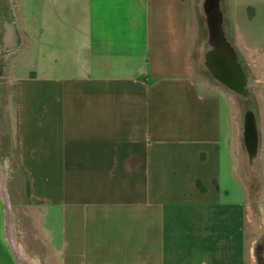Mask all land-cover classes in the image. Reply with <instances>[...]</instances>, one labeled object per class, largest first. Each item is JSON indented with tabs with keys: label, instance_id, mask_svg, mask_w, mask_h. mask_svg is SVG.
Returning a JSON list of instances; mask_svg holds the SVG:
<instances>
[{
	"label": "crops",
	"instance_id": "crops-1",
	"mask_svg": "<svg viewBox=\"0 0 264 264\" xmlns=\"http://www.w3.org/2000/svg\"><path fill=\"white\" fill-rule=\"evenodd\" d=\"M206 6L258 84L245 166L225 93L195 75ZM18 24L35 76L6 108L59 264H264V0H21Z\"/></svg>",
	"mask_w": 264,
	"mask_h": 264
},
{
	"label": "rangeland",
	"instance_id": "rangeland-1",
	"mask_svg": "<svg viewBox=\"0 0 264 264\" xmlns=\"http://www.w3.org/2000/svg\"><path fill=\"white\" fill-rule=\"evenodd\" d=\"M0 3H2V5L0 4V17H2L0 19L10 22V15L14 12L15 14L12 13L13 22L15 21L17 28L12 30L11 40L13 41L11 45L9 44L5 48L1 41L2 31H0V161L2 162H0V172L4 176V186L7 188L5 192L9 203L8 229L17 248L23 251L31 261L36 264H59L50 246L51 235L53 234L51 217L49 216L43 225L42 213L46 206L41 205V201L36 199L34 190L36 174L23 171L22 159L18 156L17 143L12 140L14 138V130L11 126L13 122L10 118L12 111L6 108L7 101L13 96L11 94L13 91L10 84L11 80L13 84H16V82L19 83L20 79H27L29 75L34 77L36 62L34 55H26L25 49H21L20 43L17 44L18 47L15 45L17 42L16 34L21 33L22 27L18 24L21 0H0ZM14 8L15 11H13ZM213 22L216 26H213ZM219 22L220 16L216 8L206 6L203 9L201 7L197 17L194 41V58L195 64H197L195 65V75L203 80L202 83L205 85H217L225 93L229 103L233 141L236 142L237 164L245 166L250 157L247 158L242 139L241 143L238 140L241 135H244L245 118L249 112L253 113L257 124L259 123L258 84L255 83L254 78L251 79L252 81L247 78V63L243 62L237 54L235 55L233 48L231 51L234 54L229 55L232 53L230 47L224 45L219 38ZM7 47L8 49H6ZM12 49L10 54L6 53V50ZM235 49L239 52V56L241 55L240 57L247 61V46H235ZM7 54L9 55L6 59ZM217 54L228 55L229 58H232V65L236 73L245 78L243 92H236L221 83H216L214 80L215 70L209 62ZM252 156H254L253 160H257L256 153ZM248 160L250 161V159ZM50 211L49 208V214Z\"/></svg>",
	"mask_w": 264,
	"mask_h": 264
},
{
	"label": "bare ground",
	"instance_id": "bare-ground-1",
	"mask_svg": "<svg viewBox=\"0 0 264 264\" xmlns=\"http://www.w3.org/2000/svg\"><path fill=\"white\" fill-rule=\"evenodd\" d=\"M11 29L9 30V35H11ZM210 66L215 70L216 78L219 83H221L224 86L229 87L233 91L236 92H243L244 91V83L245 78L244 76H241L240 74H237L234 68L230 66L228 58H226L222 54H217L213 60L210 62ZM247 149L249 152V155L252 156L254 154V149L256 146V124L254 121V116L252 112H249L245 118V129L243 131ZM1 162V161H0ZM2 163V162H1ZM5 179L3 176V182L2 178L0 177V206L3 213V222H2V231H1V237L4 240V244L11 252L12 257L14 258L16 264H36L34 261H31L23 251L19 250L17 246L15 245V242L9 232L8 229V212H9V203L7 200L6 192H5ZM3 183V190H4V196L2 194V184ZM7 189V188H6ZM8 193V192H7ZM17 240V238H16ZM38 263V261H37Z\"/></svg>",
	"mask_w": 264,
	"mask_h": 264
},
{
	"label": "water",
	"instance_id": "water-1",
	"mask_svg": "<svg viewBox=\"0 0 264 264\" xmlns=\"http://www.w3.org/2000/svg\"><path fill=\"white\" fill-rule=\"evenodd\" d=\"M225 57L228 58L230 66L233 67L231 58H229L227 56H225ZM233 70H235V68ZM0 216H2V217H0V228H2L3 213H2L1 206H0ZM4 243L5 242L0 235V264H16L14 258L11 255V252L9 251V249H7V247L5 246Z\"/></svg>",
	"mask_w": 264,
	"mask_h": 264
},
{
	"label": "flooded vegetation",
	"instance_id": "flooded-vegetation-1",
	"mask_svg": "<svg viewBox=\"0 0 264 264\" xmlns=\"http://www.w3.org/2000/svg\"><path fill=\"white\" fill-rule=\"evenodd\" d=\"M9 29H11V28H9ZM12 32V31H11ZM0 177L2 178V182H3V174H2V172H0ZM1 182V184H2V194H3V197L5 198V196H4V190H3V183ZM5 188V187H4ZM6 189V188H5ZM0 217H2V216H0ZM1 231H2V228H0V235H1Z\"/></svg>",
	"mask_w": 264,
	"mask_h": 264
}]
</instances>
